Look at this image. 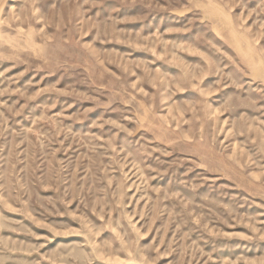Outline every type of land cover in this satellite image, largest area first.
I'll use <instances>...</instances> for the list:
<instances>
[{
  "label": "rangeland",
  "instance_id": "obj_1",
  "mask_svg": "<svg viewBox=\"0 0 264 264\" xmlns=\"http://www.w3.org/2000/svg\"><path fill=\"white\" fill-rule=\"evenodd\" d=\"M0 264H264V0H0Z\"/></svg>",
  "mask_w": 264,
  "mask_h": 264
},
{
  "label": "bare ground",
  "instance_id": "obj_2",
  "mask_svg": "<svg viewBox=\"0 0 264 264\" xmlns=\"http://www.w3.org/2000/svg\"><path fill=\"white\" fill-rule=\"evenodd\" d=\"M203 3V6H205L207 4L206 1H202ZM207 7V9L211 10V12L213 11L215 13V10L211 9L208 5L205 6ZM222 26V27H221ZM226 27L228 28V32H229V37L232 41V43L237 47V46H240L241 48H243L245 54H250V56H253L250 51H249V48L247 45H245V47L242 46V43L245 42V39L241 36L240 33H236L234 30H233V27L231 26L230 23H228L227 25L223 22L220 26H218L217 28H220L222 29L223 27ZM223 30V29H222Z\"/></svg>",
  "mask_w": 264,
  "mask_h": 264
}]
</instances>
